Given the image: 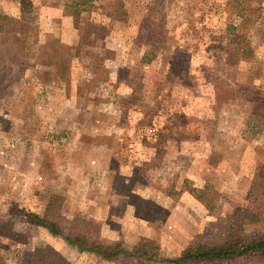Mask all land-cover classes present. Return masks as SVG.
<instances>
[{"label": "rangeland", "instance_id": "1", "mask_svg": "<svg viewBox=\"0 0 264 264\" xmlns=\"http://www.w3.org/2000/svg\"><path fill=\"white\" fill-rule=\"evenodd\" d=\"M42 3L51 15L60 3L79 10L76 32L38 23ZM18 14L27 33L0 32L9 264H30L45 247L71 264H172L210 242L264 177V0H31ZM185 184L206 188L214 209ZM29 212L61 215L65 235L30 223ZM76 217L99 224L120 252L100 257L68 241ZM247 233L264 239V220ZM142 241L157 259L131 256ZM215 264H264V253Z\"/></svg>", "mask_w": 264, "mask_h": 264}, {"label": "trees", "instance_id": "2", "mask_svg": "<svg viewBox=\"0 0 264 264\" xmlns=\"http://www.w3.org/2000/svg\"><path fill=\"white\" fill-rule=\"evenodd\" d=\"M79 1V0H77ZM91 0H84L88 3ZM24 5L31 4V0H21ZM78 2H76L77 4ZM79 5V4H77ZM87 11V8H84ZM77 17L80 15L79 10L70 13ZM20 19V18H19ZM15 17L0 14V28L2 32H6L5 26L12 25L9 34H26L27 31L20 25L22 21ZM154 56H145L143 60L150 62ZM188 183L189 181L186 180ZM186 185V184H185ZM189 191L196 199L203 203L210 211L214 209V200L210 197L206 188L197 186L188 187ZM28 221L32 224L44 226L54 234H64V229L57 226L55 216L61 220L62 216L58 214L52 215L50 218H43L37 213L29 212L26 214ZM264 220V177L254 176L251 181L249 193L247 195V203H235L232 212L221 217L214 224L216 232L210 242L197 243L184 248L180 255L176 258L169 259L172 264L207 262L210 264L218 263L222 259H228L231 256H243L264 253V239L250 238L247 233V226ZM74 233L66 235L65 238L78 247L83 252H92L100 257H111L117 255L121 247L117 244H105L100 239L101 226L93 221L76 217L74 220ZM59 223V222H58ZM60 225V224H59ZM3 234V231H0ZM65 235V234H64ZM51 254L53 260H48L47 256ZM131 256H138L150 260L157 259V253L149 248L147 241L139 243L136 250L130 253ZM55 259V260H54ZM0 264H9L7 259L0 253ZM30 264H71L68 260L53 247L36 248L34 250Z\"/></svg>", "mask_w": 264, "mask_h": 264}, {"label": "crops", "instance_id": "3", "mask_svg": "<svg viewBox=\"0 0 264 264\" xmlns=\"http://www.w3.org/2000/svg\"><path fill=\"white\" fill-rule=\"evenodd\" d=\"M21 2L19 0H0V14L8 15L10 17H15L16 19L20 18V15L18 14V5ZM45 4L42 3L41 6V11L46 12L44 10L46 7H44ZM47 7L50 6L49 3L46 4ZM66 3H61L58 5V8H55L53 10L54 15L49 14L48 12L43 13L45 16L42 17V15L39 17L38 16V23L44 24L46 21L51 19V21L56 22L61 28L64 27V30H67V27L73 28L72 31L73 33L76 32L78 29V26L76 25L75 18L72 17L68 10H66ZM48 9V8H47ZM48 16V18H47ZM6 29V27H5ZM0 28V32H2ZM19 34V33H18ZM29 264V263H28Z\"/></svg>", "mask_w": 264, "mask_h": 264}]
</instances>
